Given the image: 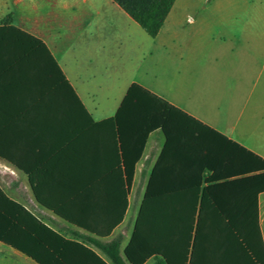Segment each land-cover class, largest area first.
Segmentation results:
<instances>
[{
	"label": "crops",
	"instance_id": "0c3cea01",
	"mask_svg": "<svg viewBox=\"0 0 264 264\" xmlns=\"http://www.w3.org/2000/svg\"><path fill=\"white\" fill-rule=\"evenodd\" d=\"M236 1L176 0L152 38L112 0H0V26L11 14L12 26L42 41L85 108L59 99L56 88L48 86L46 61L28 59L0 35L3 192L109 264L93 241L120 239L124 255L166 144L162 131L150 134L129 188L122 144L110 121L133 84L264 159V146L251 143L246 133L251 115L260 103L264 107V13L235 12ZM198 4L208 12L187 13ZM200 158L172 154L166 163L176 164L178 178H184L187 160ZM225 168L233 170L238 163ZM212 194L216 210L251 213L256 205L254 193L242 187ZM257 208V219L248 220L250 248L230 232L216 231L211 261L264 262V193ZM158 263L151 258L145 264ZM0 264L36 263L0 243Z\"/></svg>",
	"mask_w": 264,
	"mask_h": 264
},
{
	"label": "trees",
	"instance_id": "16d2710c",
	"mask_svg": "<svg viewBox=\"0 0 264 264\" xmlns=\"http://www.w3.org/2000/svg\"><path fill=\"white\" fill-rule=\"evenodd\" d=\"M112 1L152 38L158 36L176 2ZM11 22L9 14L0 26L1 38L21 47V54L28 59L46 61L48 86L51 84L52 90L56 88L61 96L59 99L72 102L75 108L85 111L46 45L12 26ZM110 122L122 144L124 174L129 188L150 134L160 130L166 138L124 255L120 251V239L106 244L92 242L112 264H145L151 258L157 259L158 264H217L210 260L209 252L210 240L216 231L223 235L230 232L242 246L250 248L252 227L248 220L250 216L257 219V198L264 193L262 157L138 84L129 88ZM172 154L201 155L202 158L188 159L186 175L178 178V166L166 163ZM235 162L238 168L226 170L227 163ZM228 186L254 193L256 205L251 213L244 210L232 214L215 209L212 193ZM215 221L220 223L218 227ZM0 243L21 252L36 264H109L86 245L68 241L44 225L33 213L9 198L1 187Z\"/></svg>",
	"mask_w": 264,
	"mask_h": 264
},
{
	"label": "rangeland",
	"instance_id": "374dc122",
	"mask_svg": "<svg viewBox=\"0 0 264 264\" xmlns=\"http://www.w3.org/2000/svg\"><path fill=\"white\" fill-rule=\"evenodd\" d=\"M193 6V5H192ZM233 11L235 12H261L264 13V0H237L233 5ZM207 13L208 10L205 9L204 5L198 4L191 7L187 13L195 12ZM257 38V37H255ZM237 44L235 40L233 42ZM261 103L258 105L257 111L250 117V131L246 132L249 136L251 143H256L264 146V107ZM254 127V128H252Z\"/></svg>",
	"mask_w": 264,
	"mask_h": 264
}]
</instances>
